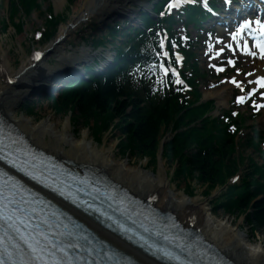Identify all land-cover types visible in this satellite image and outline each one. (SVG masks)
Listing matches in <instances>:
<instances>
[{
    "label": "bare ground",
    "instance_id": "bare-ground-1",
    "mask_svg": "<svg viewBox=\"0 0 264 264\" xmlns=\"http://www.w3.org/2000/svg\"><path fill=\"white\" fill-rule=\"evenodd\" d=\"M139 2L140 0H85L82 10L83 17L78 19V16H76L73 22L74 25L71 27L62 26L57 39L45 49L47 54H53L57 57L59 63L56 66L48 64L45 62V59L37 62L36 65L34 58L28 61L22 59L21 68L16 71L8 51L1 48L0 109L5 114L3 121L8 122L7 120L10 119L13 127L21 131L19 134H22L23 140L25 142L29 140L33 151L40 154L44 153L56 163L59 170H74L76 174L81 173L87 176V178H83L84 180L82 179L86 183L98 182L111 190H118L116 191L118 197L126 202L131 216L139 224H143L146 227V232L151 233L155 246L165 248L167 246L166 237L168 236H175L179 239V243L174 245V247L178 249L179 253H182L183 250V255L186 258L181 260L182 263L194 264V262L197 263L196 260H200V264H205L207 260L216 258V260L218 259L221 262L219 264H264V242L253 241L249 233L242 230L239 225H235L228 218H221L213 214L208 204L201 202L199 198H192L194 189L198 188L197 185H190L193 191L187 189V186H185L184 191H177L176 188L171 187L170 179L164 174L163 167H161V171L158 174L143 171V169L133 167L129 160L116 159L112 149L106 147L102 149L98 148L90 139L88 132H84L79 138L75 137L71 131L70 119L60 129L59 123L54 120V116L52 115L41 123H36L34 119L27 117L24 113L18 116L15 112L19 101L33 91L35 88L33 83H39L43 75L51 74L56 71V68L62 67L64 60H67V64H70L73 60L80 61L87 57L85 56V54H88L86 46L78 48L81 53L79 55L76 52H68L65 48L66 38L71 35L73 30L77 29L81 21L89 22L94 16L97 20L104 18V22H106L111 17V12L120 11L129 14L131 5ZM10 8V11L13 13L12 3H10ZM226 13L229 14L228 12ZM9 19L11 22L13 21L10 16ZM16 28L17 26H15ZM17 29L19 30V28ZM228 55V52L224 53V56ZM114 60L117 61V58H114ZM245 62L251 67L252 71H255V76L264 73V59L254 61L245 59ZM59 80L57 79L53 83ZM231 88L229 84H226L223 88L213 92L212 95L218 99L219 106L225 104L224 94ZM40 92L44 91L39 90ZM41 96L35 94L33 99L36 101ZM79 120H81L79 115H76L71 121L76 122ZM107 132H109V129ZM47 135L50 136V140H47ZM67 145L71 146V148L67 149ZM160 149L156 153L159 163L157 162L155 166L160 165L163 159L161 153H164V151ZM124 156L134 157L131 153H125ZM143 158L147 159L146 161L149 165H154L150 163L148 157L143 156ZM169 164L172 166L173 174L175 166L172 163ZM95 170L100 173L94 172ZM91 172L96 175L90 178ZM63 178L67 179V177ZM175 180L182 181L178 178ZM193 181L196 182L195 180ZM200 186L203 187L202 185ZM122 187L130 190L123 189ZM215 194L218 195V193ZM215 194H206L213 198L212 208L215 211L219 210L225 214H229L220 206L222 199ZM142 197L150 198L151 203L167 214L168 218L157 222L148 215L147 211L150 212V210L142 203ZM58 201L56 204L61 203L66 206L65 208H69L80 215L85 222L84 225L89 230L94 231L115 247L133 255L140 264H165L151 257L155 256L156 252L150 251L148 255L136 248L137 246L131 244L135 242L136 238L133 237L128 241L125 240L124 236H127L126 232L122 233L119 228L115 227L113 229L111 227L107 228L94 217L91 218L81 210L75 208L68 201H64L63 199H59ZM131 209L135 213H132ZM242 215H244V227H247L254 234L258 233L259 230L253 231L252 227L246 223V215ZM128 236H132V234L129 233ZM139 244L136 242V245ZM199 244L203 247L197 249L196 247ZM101 253L113 255L115 263L118 264L117 258L119 253L110 250L109 246H106V250H103Z\"/></svg>",
    "mask_w": 264,
    "mask_h": 264
},
{
    "label": "trees",
    "instance_id": "trees-1",
    "mask_svg": "<svg viewBox=\"0 0 264 264\" xmlns=\"http://www.w3.org/2000/svg\"><path fill=\"white\" fill-rule=\"evenodd\" d=\"M12 4V20L21 6L26 16L40 7L39 0H15ZM187 13L190 21L196 20L195 9ZM143 17L145 22L152 21L149 14ZM63 19L62 15H52L48 19L45 39L56 34ZM12 23L19 30L24 24L22 20H13ZM109 77L98 80L96 84L90 81L67 89L58 99H54L56 111L72 112L74 117L79 115L88 126L91 120L100 123L105 120L103 126L106 130L112 126L114 131L120 133L118 148L122 155L140 154L148 157L150 163L154 164L152 166L158 162L156 153L160 149L163 130L171 127L173 135L164 145L163 158L175 166L173 176L184 181L190 191H193L190 186L193 180L206 187L207 195L216 188H222L218 197L222 199L220 206L224 211L237 216L245 214L246 223L253 231H264V166L259 167L251 162L240 186L225 187L229 178L239 170L240 160L237 158L242 155L237 156L234 135L228 130L225 120L206 125L210 119H204L201 123L196 121L202 113L212 109L210 102L199 108L189 107L199 96L196 91L192 93V99L175 92L156 97L149 91L143 92L129 77L118 80L112 77V73ZM23 109L32 113L29 102L24 104ZM239 122L231 120L238 126ZM98 130L103 131L101 125L94 127V134Z\"/></svg>",
    "mask_w": 264,
    "mask_h": 264
},
{
    "label": "rangeland",
    "instance_id": "rangeland-1",
    "mask_svg": "<svg viewBox=\"0 0 264 264\" xmlns=\"http://www.w3.org/2000/svg\"><path fill=\"white\" fill-rule=\"evenodd\" d=\"M4 8H0V50L1 48L6 49L10 58L12 59V64L16 71L21 68L23 60L28 61L29 59L34 57V52L37 50H45L46 47L51 43L47 42L44 43L40 36L37 34L39 28H41L46 20L47 11L49 8H53V13H62L63 15H67V20L60 24L59 30L55 39L60 34V29L64 25H68L73 23L75 17L78 16V19L82 18V10H83V3L85 0H74V2H69L68 0H39V8H35L32 12L28 13V16L24 15V11L22 12L23 6L19 7V12L16 15H13V20L15 22L23 21V25L21 31L17 28L15 29V25L10 22L9 16L11 17L12 12L10 11V3L12 0H1ZM144 1V0H143ZM15 2V1H14ZM61 2V4H60ZM65 11V12H64ZM68 11V12H67ZM12 18V17H11ZM5 22V23H4ZM10 23L9 25H4L6 23ZM88 22V21H87ZM86 21L81 22L77 29L71 32V35L66 38L65 40V48L68 51L71 48L78 49L83 48L86 46L88 48V53H91V45L89 38L93 36L95 25L97 24L96 17H92V19L87 23ZM23 29V30H22ZM53 39L52 41H54ZM204 51L203 48H200L198 52L202 53ZM57 53V52H56ZM55 53V54H56ZM80 54V51L78 52ZM53 54H46V61L50 65L56 66L58 64V60H56ZM205 63L203 62V68ZM206 69L213 74L212 78H208V80L203 83L204 84V91L210 93L215 91L217 82L224 81L223 78L217 77V72L215 71L214 67L207 66ZM34 86V85H33ZM227 105H230V101ZM5 108V107H4ZM6 109V108H5ZM241 111H246L249 114L251 113L246 107H242ZM16 114L21 116V109L20 107L16 109ZM72 112L69 114L66 113H58L55 112L52 108L50 101L48 100H39L38 104H36L35 114L30 117L34 119L36 123H41L42 121L48 119L51 115L54 116V120L57 121L59 124V128L61 129L63 125L70 119L71 122V131L75 135V137L79 138L83 135L84 132H88L90 139L93 143L100 149L106 147L108 149H112L116 159L119 160H129L130 164L135 168H140L143 171L152 172L158 174L161 171V167L164 168V174L170 179L171 187L176 188L177 191L182 192L185 190V182L184 181H176L172 175V166L169 163H166L164 159L161 160L160 165H156L152 167L147 163V159H144L140 154H135L134 157H127L122 156L120 150L118 149V143L120 141V134L116 131H109L105 129L106 127L103 126L104 121L100 123L99 121L91 120L88 126V123H85L83 120H79L76 122H72V118L74 117ZM26 115V114H25ZM256 123L257 126H264V110L260 111L255 118H249L247 121V129L244 133L249 131V125ZM101 125L102 130H98L94 134V127H99ZM169 130V129H168ZM167 130V132H168ZM170 133H167L166 137H169ZM47 140H50V136H46ZM67 149H70L71 146L67 145ZM246 154H252L256 160L260 161V157L258 154L254 153L251 148H247L245 151ZM191 185H196V182H192ZM197 189H194V194L192 198H199L201 202H205L208 204V207L211 209L212 213L218 215L221 218H228L230 219L235 225H239L242 230H245L251 236V239L255 242H264V232L258 231V233H252L247 227H244V215L238 217L237 214H225L223 211H215L212 208V197H209L205 194V187H201L197 185ZM190 193V191H188ZM217 192H213L214 194ZM214 196V195H213ZM237 218H236V217Z\"/></svg>",
    "mask_w": 264,
    "mask_h": 264
},
{
    "label": "snow or ice",
    "instance_id": "snow-or-ice-1",
    "mask_svg": "<svg viewBox=\"0 0 264 264\" xmlns=\"http://www.w3.org/2000/svg\"><path fill=\"white\" fill-rule=\"evenodd\" d=\"M247 23H250V22H247ZM257 23H259V21H257ZM262 27H264V26H262ZM257 46L261 48L262 52H264V44H261V43L258 42V45ZM165 55H166V53H165ZM253 55H255V53H253ZM36 58L37 59L40 58V54L39 53H37ZM161 67H163V65H161ZM164 71L166 73L168 70L167 69H164ZM233 82L235 83V81H233ZM238 99L241 100V101H243L244 98L243 97H239ZM33 251L35 252L36 249L34 248Z\"/></svg>",
    "mask_w": 264,
    "mask_h": 264
}]
</instances>
